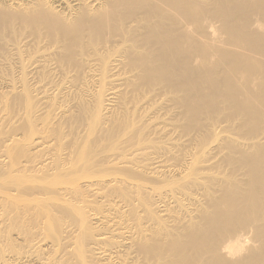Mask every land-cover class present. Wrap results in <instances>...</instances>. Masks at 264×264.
I'll return each mask as SVG.
<instances>
[{"label": "bare ground", "instance_id": "obj_1", "mask_svg": "<svg viewBox=\"0 0 264 264\" xmlns=\"http://www.w3.org/2000/svg\"><path fill=\"white\" fill-rule=\"evenodd\" d=\"M0 264H264V0H0Z\"/></svg>", "mask_w": 264, "mask_h": 264}]
</instances>
